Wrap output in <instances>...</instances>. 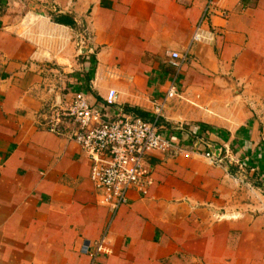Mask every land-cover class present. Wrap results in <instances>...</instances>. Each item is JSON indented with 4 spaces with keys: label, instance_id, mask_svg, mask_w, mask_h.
<instances>
[{
    "label": "crops",
    "instance_id": "0c3cea01",
    "mask_svg": "<svg viewBox=\"0 0 264 264\" xmlns=\"http://www.w3.org/2000/svg\"><path fill=\"white\" fill-rule=\"evenodd\" d=\"M204 3L0 0V264H264V0H216L195 41ZM170 51L185 58L160 118L175 149L146 157L113 216L72 118L62 134L47 118L78 92L104 119L152 118Z\"/></svg>",
    "mask_w": 264,
    "mask_h": 264
},
{
    "label": "built area",
    "instance_id": "2783aa9c",
    "mask_svg": "<svg viewBox=\"0 0 264 264\" xmlns=\"http://www.w3.org/2000/svg\"><path fill=\"white\" fill-rule=\"evenodd\" d=\"M215 2L216 0H205L202 16L193 37L195 41L204 38L203 27L216 11ZM222 14L227 15L225 11H222ZM168 55L176 69V75L166 98L154 103L152 118L125 114L115 119H104L107 115L93 107L91 100L83 92H78L67 108L57 106L51 108L47 118V130L57 134L63 133L64 118H72L74 126L69 135L88 153L92 162L90 178L100 192L101 203L112 208L113 216L128 202L130 189L142 185V180L147 177L149 170L145 163L146 157L153 151L167 152L175 149L173 139L165 137L160 132V118L164 112L166 99L177 94L176 79L183 68L185 58L177 51H170ZM115 97L109 102H113ZM225 152L242 173L245 170V163L230 154L228 145L225 146ZM206 155L213 156L211 152H207ZM215 159V163L224 161L223 156ZM243 173L238 175L240 179L246 177ZM106 236L105 233L98 242L94 257L105 250ZM88 249L89 244H84L82 251L87 252Z\"/></svg>",
    "mask_w": 264,
    "mask_h": 264
},
{
    "label": "water",
    "instance_id": "95a60500",
    "mask_svg": "<svg viewBox=\"0 0 264 264\" xmlns=\"http://www.w3.org/2000/svg\"><path fill=\"white\" fill-rule=\"evenodd\" d=\"M211 153L215 158H219L223 152V147L221 144L210 145Z\"/></svg>",
    "mask_w": 264,
    "mask_h": 264
},
{
    "label": "trees",
    "instance_id": "16d2710c",
    "mask_svg": "<svg viewBox=\"0 0 264 264\" xmlns=\"http://www.w3.org/2000/svg\"><path fill=\"white\" fill-rule=\"evenodd\" d=\"M57 20H59V19H57ZM134 114H135V115L142 116V117L147 118V119H150V117H149L148 115H146V114H144V113H142V112H139V111H136ZM191 136H192V135H191ZM255 183H256L257 185H259V186H264V181L256 180Z\"/></svg>",
    "mask_w": 264,
    "mask_h": 264
}]
</instances>
